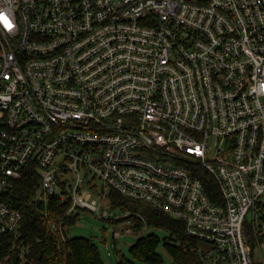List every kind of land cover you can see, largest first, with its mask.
Segmentation results:
<instances>
[{
    "label": "built area",
    "instance_id": "1",
    "mask_svg": "<svg viewBox=\"0 0 264 264\" xmlns=\"http://www.w3.org/2000/svg\"><path fill=\"white\" fill-rule=\"evenodd\" d=\"M31 161L64 215L109 219L114 190L181 220L202 264H264V0H0V237Z\"/></svg>",
    "mask_w": 264,
    "mask_h": 264
},
{
    "label": "trees",
    "instance_id": "2",
    "mask_svg": "<svg viewBox=\"0 0 264 264\" xmlns=\"http://www.w3.org/2000/svg\"><path fill=\"white\" fill-rule=\"evenodd\" d=\"M39 177V170L31 161L9 189L8 197L20 210L22 221L13 232L0 237V264H105L98 246L90 238L68 235L67 229L78 215L75 212L64 215L68 202H61L56 195L49 196L46 204L36 200ZM202 179L209 197L221 200L215 181L207 174ZM107 197L111 208L130 212L121 219H109L112 222L124 219L131 222L134 231H140L143 227H157L167 232L162 239L153 232L138 236L129 247L134 259L160 264L162 257L157 247L162 242L174 264H202L196 249L198 241L187 236L181 220L114 190H110ZM49 219L56 223L62 220L64 240L57 241L58 233L52 232ZM244 231L250 244L256 239L264 240V230L255 234L247 222L244 223ZM117 264L126 262L119 260Z\"/></svg>",
    "mask_w": 264,
    "mask_h": 264
},
{
    "label": "rangeland",
    "instance_id": "3",
    "mask_svg": "<svg viewBox=\"0 0 264 264\" xmlns=\"http://www.w3.org/2000/svg\"><path fill=\"white\" fill-rule=\"evenodd\" d=\"M70 176H72L71 172L68 173L69 178ZM95 183L98 190H101V183L97 179ZM107 191L108 188L105 187L104 192ZM102 207L109 212V219H114V215L120 213L119 209L110 207L106 198L102 200ZM75 213L78 215L67 229L68 235L90 238L98 246L100 255L105 264H117L119 260H123L126 264H148L134 259L129 252V247L135 242L138 236L149 232L155 233L160 239L167 235L164 229L157 227H143L140 231H134L132 224L124 219L112 222L109 219L97 216L95 212L87 209L77 208ZM262 214V206H259V220ZM250 221L252 222L251 211L246 214L245 218V222L249 223ZM257 229L260 230L258 223ZM250 246L254 262H256L257 259L264 258V240L256 239ZM197 247L206 249L208 245L203 242H198ZM157 250L162 257V262L160 264H174L172 257L163 248L162 242L158 245ZM127 259L130 261L127 262Z\"/></svg>",
    "mask_w": 264,
    "mask_h": 264
}]
</instances>
